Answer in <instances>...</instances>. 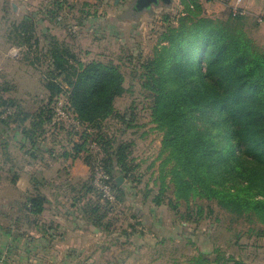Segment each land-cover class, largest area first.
Segmentation results:
<instances>
[{
	"label": "rangeland",
	"instance_id": "obj_1",
	"mask_svg": "<svg viewBox=\"0 0 264 264\" xmlns=\"http://www.w3.org/2000/svg\"><path fill=\"white\" fill-rule=\"evenodd\" d=\"M200 1L205 15L219 21L227 20L230 9L237 5V0ZM136 2L0 0V118L8 121L7 124L0 121V185H12L16 174L23 175L26 183V171L36 163L26 154L27 147L33 146L22 148L16 139L21 127L15 115L34 113L48 102L49 91L44 78L49 59L42 48L49 34L66 44L83 62L113 61L121 67L127 90L116 98L115 107L124 120L109 117L103 122L102 131L131 142L129 158L135 174L134 181L129 180L128 185L129 195L137 203L127 204L123 198H117V203L111 205L110 218L104 220V225L110 222L108 229L99 237L94 232L87 235L81 246L83 251L68 256L66 264H264L261 255L255 256L257 252L264 254L263 224L235 217L215 201L205 199L195 204L191 201L189 206L181 201L174 208L177 199L170 177L162 179L161 173L168 155V151L163 152L164 131L153 120L149 107L151 99L142 86L138 68L145 58L156 53L166 24L164 15L178 16L184 6L180 0H172L171 7L161 1L149 9H135ZM240 6L247 13L245 30L264 49V0H242ZM30 13L34 18V44L32 47L17 45L16 25ZM59 80L62 81V77ZM2 99L15 104L3 105ZM62 105L67 106L65 93L48 105L54 111L53 118L45 124V133L39 138L41 144L35 148L41 158L55 159L65 150L73 151L74 143L86 129L70 111L69 119L59 118L55 114L56 107ZM9 114L13 116L8 118ZM87 129L95 131L91 127ZM85 148L87 151H82L79 157L92 156L94 169L90 175L96 189L93 192L98 193L101 191L93 183L94 170L98 165L103 167L100 159L104 152L92 139ZM64 168L59 175L51 174L50 178L69 190L65 193L62 189L58 194L60 202L68 197V204L75 201L73 197L80 196L79 190L85 180L80 181ZM35 169L31 168L33 173ZM163 181L164 192L161 189ZM157 196L161 197L160 204L154 201ZM101 198L107 201L103 195ZM0 199L8 202L13 196L9 192L0 193ZM135 208H140L141 213L135 214ZM0 211L2 215L17 212L11 207H3Z\"/></svg>",
	"mask_w": 264,
	"mask_h": 264
},
{
	"label": "trees",
	"instance_id": "obj_2",
	"mask_svg": "<svg viewBox=\"0 0 264 264\" xmlns=\"http://www.w3.org/2000/svg\"><path fill=\"white\" fill-rule=\"evenodd\" d=\"M180 3L182 13L164 15L166 24L155 55L138 68L151 99L153 120L164 131L163 152L168 155L162 163V179L170 177L177 199L174 208L181 201L189 206L191 201L205 199L235 217L264 225V49L245 30L247 13H234L231 8L229 18L219 21L205 15L200 0ZM165 6L171 7V2ZM33 19L30 13L16 25L15 44L33 46ZM48 36L42 50L49 59L44 78L49 99L34 113L19 117L14 112L21 127L16 138L20 147L31 144L26 154L36 156L45 124L54 114L48 105L65 93L68 112L86 127L74 143L73 156L86 150L89 139L97 141L104 152L100 162L113 178L117 197L135 205L126 186L135 176L129 158L131 142L102 131L109 117L124 120L115 107L116 98L127 90L121 67L113 61L83 62L66 44ZM9 101L2 99V104H15ZM89 127L95 131L89 132ZM84 161L94 169L92 156ZM120 174L127 182L118 186ZM94 189L91 174L74 203H81L85 218L102 233L110 226L104 220L110 218L113 207ZM161 189L164 192V181ZM154 201L160 204L161 197ZM44 203L43 195H30L24 209L41 213ZM134 210L141 213L140 208Z\"/></svg>",
	"mask_w": 264,
	"mask_h": 264
},
{
	"label": "crops",
	"instance_id": "obj_3",
	"mask_svg": "<svg viewBox=\"0 0 264 264\" xmlns=\"http://www.w3.org/2000/svg\"><path fill=\"white\" fill-rule=\"evenodd\" d=\"M39 156L38 152L36 156H32L36 163L31 165L29 170L26 169V183L23 181L25 180L23 175L16 174L17 178H14L12 185H0V193L9 192L13 196L8 202L0 199V210L3 207H11L17 211L15 216L8 213L2 215L0 211V263L66 264L68 256L83 251L81 246L87 235L94 232L99 237L101 234L85 218L81 203L74 201L67 204L68 197L62 202L58 200L60 190L63 189L65 193L69 190L53 183L55 180L50 178L51 174L59 175L61 169L66 167L67 173L70 172L73 177L79 178L80 181L86 180L91 173V167L79 155L73 156V151L70 150H65L62 156L55 159ZM31 168L35 169L34 173ZM126 182L125 179L123 183ZM126 186L129 191L128 182ZM36 194L44 196V210L41 213H29L24 209L26 198ZM125 202L128 204L130 201L125 200ZM4 221L8 224L4 225ZM259 255L264 262V254L257 252L255 256Z\"/></svg>",
	"mask_w": 264,
	"mask_h": 264
},
{
	"label": "built area",
	"instance_id": "obj_4",
	"mask_svg": "<svg viewBox=\"0 0 264 264\" xmlns=\"http://www.w3.org/2000/svg\"><path fill=\"white\" fill-rule=\"evenodd\" d=\"M242 0H237V5L233 7L234 13H245V10L241 5ZM55 114L61 119H69L70 115L68 113L67 107L62 105V107H56ZM75 125H79V122H75ZM81 125V123H80ZM94 185L101 191L102 195L106 200L112 204L117 203L116 190L113 186L112 176L101 166H97L94 170Z\"/></svg>",
	"mask_w": 264,
	"mask_h": 264
},
{
	"label": "water",
	"instance_id": "obj_5",
	"mask_svg": "<svg viewBox=\"0 0 264 264\" xmlns=\"http://www.w3.org/2000/svg\"><path fill=\"white\" fill-rule=\"evenodd\" d=\"M161 1L171 2L172 0H137L136 3L140 9H149L153 5H158ZM124 180H125V178L122 174H120L116 177V182H117L118 186L122 185Z\"/></svg>",
	"mask_w": 264,
	"mask_h": 264
},
{
	"label": "flooded vegetation",
	"instance_id": "obj_6",
	"mask_svg": "<svg viewBox=\"0 0 264 264\" xmlns=\"http://www.w3.org/2000/svg\"><path fill=\"white\" fill-rule=\"evenodd\" d=\"M135 9H140L138 5H136V8Z\"/></svg>",
	"mask_w": 264,
	"mask_h": 264
}]
</instances>
